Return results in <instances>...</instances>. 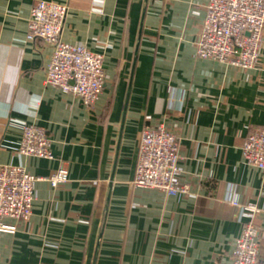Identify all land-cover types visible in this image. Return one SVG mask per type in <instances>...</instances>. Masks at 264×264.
<instances>
[{"label": "crops", "instance_id": "1", "mask_svg": "<svg viewBox=\"0 0 264 264\" xmlns=\"http://www.w3.org/2000/svg\"><path fill=\"white\" fill-rule=\"evenodd\" d=\"M39 1L0 0V166L41 178L62 166L68 181L36 184L0 264H231L244 224L264 229V174L242 158L264 125V43L253 69L199 58L208 0H54L68 5L62 39L103 55L89 108L45 83L52 49L27 39ZM14 120L44 128L54 159L18 154ZM158 124L180 140L186 195L132 186L142 131Z\"/></svg>", "mask_w": 264, "mask_h": 264}, {"label": "built area", "instance_id": "2", "mask_svg": "<svg viewBox=\"0 0 264 264\" xmlns=\"http://www.w3.org/2000/svg\"><path fill=\"white\" fill-rule=\"evenodd\" d=\"M68 5L54 0H40L31 10L27 39L41 40L52 49L45 83L64 94L82 99L91 108L98 101L105 81L103 55L84 44L62 39ZM264 43V0H208L201 31L196 40V54L241 69H253L261 57ZM22 136L17 147L20 155L53 160L47 131L34 123L14 120ZM243 161L264 174V125L256 127L242 146ZM180 140L163 124L143 129L138 162L132 186L158 190L169 196L189 193L180 182ZM47 180L53 187L68 181V171L60 166L48 178L30 174L21 165L0 166V236L14 234L20 222L32 216L36 184ZM252 218L260 210L254 204L231 200ZM7 220H12L9 222ZM231 264H264V229L252 221L244 224L234 241Z\"/></svg>", "mask_w": 264, "mask_h": 264}]
</instances>
